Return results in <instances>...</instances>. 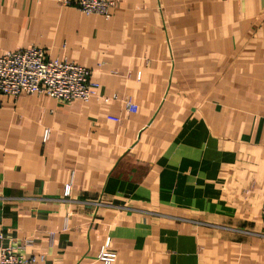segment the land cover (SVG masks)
Returning a JSON list of instances; mask_svg holds the SVG:
<instances>
[{
    "label": "crops",
    "instance_id": "obj_1",
    "mask_svg": "<svg viewBox=\"0 0 264 264\" xmlns=\"http://www.w3.org/2000/svg\"><path fill=\"white\" fill-rule=\"evenodd\" d=\"M32 46L96 86L0 96L2 244L53 264H102L106 240L111 264H264V0H113L108 17L0 0V53Z\"/></svg>",
    "mask_w": 264,
    "mask_h": 264
},
{
    "label": "built area",
    "instance_id": "obj_2",
    "mask_svg": "<svg viewBox=\"0 0 264 264\" xmlns=\"http://www.w3.org/2000/svg\"><path fill=\"white\" fill-rule=\"evenodd\" d=\"M65 6L77 8L88 15L109 16L113 0H56ZM91 70L67 59L50 58L45 50L32 46L26 49L0 53V96H17L21 92L43 94L61 102L75 99L87 100L94 93L96 86L90 80ZM127 110L135 111L134 103L126 100ZM120 122L119 117H108ZM68 188V185L66 186ZM264 217V203L262 206ZM2 234L0 232V239ZM28 240L4 245L0 242V264H53L44 262L42 256H25L24 247ZM115 253L106 240L100 248L97 259L102 264H111Z\"/></svg>",
    "mask_w": 264,
    "mask_h": 264
}]
</instances>
